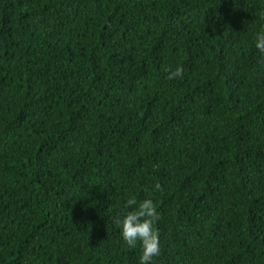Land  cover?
Segmentation results:
<instances>
[{
    "label": "trees",
    "instance_id": "16d2710c",
    "mask_svg": "<svg viewBox=\"0 0 264 264\" xmlns=\"http://www.w3.org/2000/svg\"><path fill=\"white\" fill-rule=\"evenodd\" d=\"M264 0H0V264H264ZM183 67L182 78L168 70Z\"/></svg>",
    "mask_w": 264,
    "mask_h": 264
},
{
    "label": "clouds",
    "instance_id": "9594fccd",
    "mask_svg": "<svg viewBox=\"0 0 264 264\" xmlns=\"http://www.w3.org/2000/svg\"><path fill=\"white\" fill-rule=\"evenodd\" d=\"M257 15L261 21H264V11L258 12ZM253 46L260 57L264 58V26L255 33ZM182 76V66L178 65L174 70H168L169 80ZM159 187V184H155L146 189L149 195L142 200H138L135 196L127 198L121 215L114 221L129 248H135L139 244L138 264H152L153 259L161 253L159 233L154 227L156 220L159 219V213L151 198V193L157 191Z\"/></svg>",
    "mask_w": 264,
    "mask_h": 264
}]
</instances>
